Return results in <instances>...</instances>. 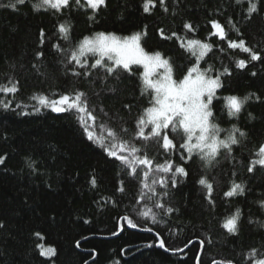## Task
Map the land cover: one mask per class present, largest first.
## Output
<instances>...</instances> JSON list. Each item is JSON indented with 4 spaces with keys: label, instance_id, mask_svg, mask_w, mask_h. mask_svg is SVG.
<instances>
[{
    "label": "trees",
    "instance_id": "16d2710c",
    "mask_svg": "<svg viewBox=\"0 0 264 264\" xmlns=\"http://www.w3.org/2000/svg\"><path fill=\"white\" fill-rule=\"evenodd\" d=\"M8 2L0 0L4 5ZM35 2L25 0L18 10L0 7V84L11 79L18 81L19 87L15 94L0 93V100L12 101L9 110L0 106V156L6 158L5 164L0 165V220L8 225L0 231V264H84L85 261L87 264H196L197 256L201 264H212L213 260L251 264L248 254L253 248L258 250L257 258H260L264 254V227L260 226L264 223V208L259 203L264 200V168L256 166L249 173L247 167L250 160L257 158L255 152L264 143V103L253 98L237 119L227 115L224 100L214 102L216 121L221 128L230 130L236 124L249 136L242 139L241 145L233 146L231 156H225L222 150L214 167L204 168L203 162L194 156L186 165L189 176L178 177L179 186L169 188L171 195L164 200L178 212L163 215L160 209L153 208L157 215L154 222L151 216L141 214L142 203H136L138 182L124 175L118 161L107 158L102 148L87 139L78 114L54 112L32 97L43 94L57 99L73 90L84 91L96 107L95 115L102 117V106L112 118L111 124L108 118L97 120V134L103 132L99 128L102 122L105 127L124 123L125 127L133 128L138 113L149 100L148 96L140 95L138 75L142 68L131 77L123 74L120 82L111 78L102 81L98 76L102 77L103 72L97 74L96 70H92L91 77H76L69 71L74 65L67 63V52L57 53L53 44L69 49L83 36L97 31L129 35L144 25L148 35L143 46L170 57L177 66L176 76H181L189 65L190 53L180 47L175 37L161 38L157 32L160 27L169 36L177 31L182 37L213 44V52L205 57L208 64L219 71L224 66L234 70L227 78V90H219L218 96L243 97L256 93L264 97V65L252 62L247 70L235 69V60L246 58L247 54L227 49L225 41L209 35V20L216 19L226 26L229 39H237L231 31L233 25L228 24L231 18L248 45L264 50V0L259 5L260 12L250 20L244 19L247 0L240 5L235 0H166L169 11L163 12L157 2L153 14L142 11L143 0H109L108 7L99 12L95 22L87 18L90 9L74 8L54 15L51 10L34 11ZM65 21L72 25L71 44L56 30ZM186 21L195 26V33L183 29ZM41 29L44 37L40 35ZM221 47L226 51L221 52ZM39 51L44 56L38 59ZM208 64L201 62L202 67ZM251 71L258 75L252 77ZM113 87L115 92L109 90ZM17 104L21 107H16ZM124 104H131V110L125 109ZM248 112L255 119L249 118ZM225 135L226 131L220 133L221 138ZM93 175L98 181L95 188L89 182ZM204 175L213 183L214 207L205 199L206 188L198 183ZM121 179L125 181V193L117 191ZM233 181L245 186V195L231 198L223 195ZM156 187L161 190L159 185ZM237 208L242 213L240 231L233 235L222 225ZM125 215L138 227H129L123 219ZM37 231L44 240L34 235ZM159 239L165 241L169 251L158 246ZM200 240L205 241L204 245ZM37 243L54 246L57 255L40 256Z\"/></svg>",
    "mask_w": 264,
    "mask_h": 264
},
{
    "label": "snow or ice",
    "instance_id": "6c2138e0",
    "mask_svg": "<svg viewBox=\"0 0 264 264\" xmlns=\"http://www.w3.org/2000/svg\"><path fill=\"white\" fill-rule=\"evenodd\" d=\"M157 2L163 12L169 11L166 0H143L142 11L146 14H153V10L157 8ZM244 2L245 0H235L237 5ZM261 3L262 0H247L248 7L244 19L250 20L253 14H258ZM24 4L25 0H9L7 5L0 4V7L18 10V5ZM108 5L109 0H36L32 8L37 12L51 10L54 15H62L65 11L71 12L74 8L90 9L91 14L87 18L95 22L99 12L106 9ZM209 24L211 25L210 36L225 41L227 49L240 50L247 54L246 58L235 60V69L247 70L252 62H260L264 65V50L258 51L248 45L243 38V33L235 26L231 18H229L228 24L233 25L231 31L236 33L237 39H229L226 26L219 20L211 19ZM182 27L188 33L196 32V28L191 22H184ZM56 30L64 41L71 44L72 25L70 22L59 23ZM157 32L163 39L175 37L180 47L190 53L189 65L181 76H176L177 66L170 57H166L158 50L145 49L143 40L148 35L147 25L129 35L97 31L83 36L69 49L59 43L53 44L57 53L67 52V63L74 65L70 67L69 71L76 77H91L92 70H96L97 74L103 72L102 77L98 76L102 81L111 78L120 82L123 74L131 77L142 68V72H139L138 75L140 95L148 96L149 100L148 105L138 113L133 128L125 127L124 123H121L119 127L114 124L105 127V123L102 122L99 128L103 132L97 134L95 131L97 120L108 118V123L111 124L112 118L102 106L100 107L102 117L95 115L96 107L91 105L90 98L84 91L73 90L72 93L62 94L57 99L49 98L43 94L32 97V99L38 100L41 106L51 108L54 112L75 111L78 114L79 123L83 127L87 139L102 148L107 158L118 161L124 175L138 182L139 195L136 198V203H142L141 214L144 217L151 216L154 222L157 220V215L153 208L160 209L163 215L178 212L177 208L166 204L164 200L171 195L169 188L176 189L179 186L178 177L187 178L189 176L186 165L192 161L194 156L203 162L204 168L214 167L219 163L218 157L222 155V150L225 156H231L233 146L241 145L242 139L248 138L249 133L241 130L236 124H233L230 130L220 127L216 121L214 102L224 100L227 115L237 119L245 109V105L253 98L257 102L264 103V97L256 93H250L243 97L238 95L218 96L219 90H227V78L234 74V70H231L229 66H224L223 71H219L214 68V65L208 64L205 57L213 52L212 43L204 42L198 38L182 37L177 31H172L169 36L166 35L163 27L158 28ZM40 35L44 37L43 29L40 30ZM41 42L43 43V41ZM219 50L226 51L222 47ZM43 56L42 51L36 53L38 59ZM202 61L208 66L202 67ZM76 66L80 69L79 71ZM214 71L215 75L212 74ZM250 75L256 77L258 73L251 71ZM109 90L115 92L116 89L113 87ZM18 91V81L9 79L7 84H0V93L5 95L15 94ZM11 103V100L7 102L0 100V106L5 110L10 109ZM16 107H21V105L17 104ZM123 107L131 110L132 105L124 104ZM36 110L39 111V109ZM21 114L26 115L27 113ZM248 117L255 119L251 112H248ZM225 131L227 135L221 138L220 133ZM153 151L155 154H152ZM255 156L256 159L249 161L247 167L249 173H253L256 166L264 168V143L260 144ZM5 160V156H0V165L5 164ZM29 167L32 168L31 163ZM33 171L35 172L36 169ZM89 182L93 188L97 187L98 181L95 175ZM198 183L206 188L205 199L210 207H214L213 183L209 181L207 175L202 176ZM157 185L161 190L157 189ZM48 187L51 188V185ZM117 191L126 192L123 179L118 182ZM245 192L246 189L242 183L233 181L223 195L231 198L243 196ZM259 203L261 208H264V200ZM150 204L151 206H149ZM241 215V210L237 208L235 214L226 218L222 227L229 234L238 235ZM123 219L129 227H138V224L128 215H125ZM84 222L88 223V221ZM251 222L249 220V223ZM260 226L264 227V223H261ZM7 227L6 222L0 220V231L6 230ZM146 230L152 231V229ZM115 234L113 233V235ZM34 235L39 240L45 239L39 231ZM159 236L160 234L157 233L158 238ZM207 242L210 244L211 240ZM199 243L204 245L205 241L200 240ZM158 246L165 251L170 250L165 246L163 239H159ZM35 247L39 249L40 256L51 258L57 255V249L54 246L37 243ZM76 247H80L79 240L76 241ZM175 251H183V249ZM257 251L256 248L251 249L248 260L251 261V264H264V254L257 258ZM195 260L196 264H201L199 256ZM84 264H87V261ZM212 264H233V261L213 260Z\"/></svg>",
    "mask_w": 264,
    "mask_h": 264
}]
</instances>
